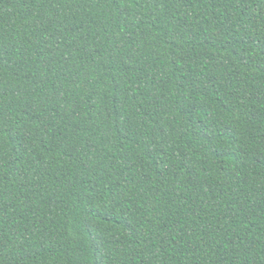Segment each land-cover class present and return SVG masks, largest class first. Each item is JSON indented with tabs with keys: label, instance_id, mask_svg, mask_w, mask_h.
I'll return each instance as SVG.
<instances>
[{
	"label": "trees",
	"instance_id": "16d2710c",
	"mask_svg": "<svg viewBox=\"0 0 264 264\" xmlns=\"http://www.w3.org/2000/svg\"><path fill=\"white\" fill-rule=\"evenodd\" d=\"M0 264H264V0H0Z\"/></svg>",
	"mask_w": 264,
	"mask_h": 264
}]
</instances>
